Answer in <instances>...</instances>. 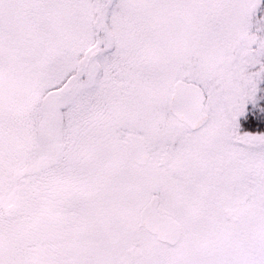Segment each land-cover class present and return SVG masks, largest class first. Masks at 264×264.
I'll return each mask as SVG.
<instances>
[{
	"label": "snow or ice",
	"instance_id": "1",
	"mask_svg": "<svg viewBox=\"0 0 264 264\" xmlns=\"http://www.w3.org/2000/svg\"><path fill=\"white\" fill-rule=\"evenodd\" d=\"M0 264H264V0H0Z\"/></svg>",
	"mask_w": 264,
	"mask_h": 264
}]
</instances>
